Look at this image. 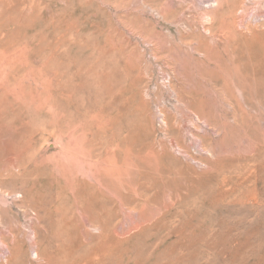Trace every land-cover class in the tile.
<instances>
[{
  "label": "rangeland",
  "instance_id": "374dc122",
  "mask_svg": "<svg viewBox=\"0 0 264 264\" xmlns=\"http://www.w3.org/2000/svg\"><path fill=\"white\" fill-rule=\"evenodd\" d=\"M45 263L264 264V0H0V264Z\"/></svg>",
  "mask_w": 264,
  "mask_h": 264
},
{
  "label": "bare ground",
  "instance_id": "6f19581e",
  "mask_svg": "<svg viewBox=\"0 0 264 264\" xmlns=\"http://www.w3.org/2000/svg\"><path fill=\"white\" fill-rule=\"evenodd\" d=\"M109 240V239H108ZM64 241V240H63ZM113 241V240H112ZM111 241V242H112ZM63 252V251H62ZM37 255V254H36ZM72 255V254H71ZM68 256V255H67ZM39 257V256H38ZM51 257V256H50ZM73 257V256H72ZM88 257V256H87ZM117 257V256H116ZM71 256L68 258L70 260ZM76 258V257H75ZM79 258V257H78ZM42 259V258H41ZM48 259V258H47ZM84 259V258H83ZM44 260V259H43ZM74 260V259H73ZM82 260V259H81ZM88 260V259H87ZM53 261V260H52ZM67 262V259L65 260ZM46 262V261H45ZM113 263V262H112ZM117 263V262H116ZM46 264V263H45ZM83 264V263H82ZM108 264V263H107ZM110 264V263H109ZM156 264V263H155Z\"/></svg>",
  "mask_w": 264,
  "mask_h": 264
}]
</instances>
